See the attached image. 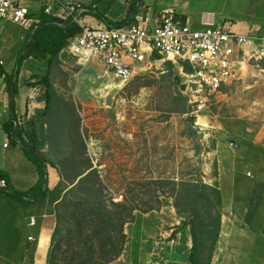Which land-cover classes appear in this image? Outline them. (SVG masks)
<instances>
[{
	"label": "rangeland",
	"instance_id": "rangeland-1",
	"mask_svg": "<svg viewBox=\"0 0 264 264\" xmlns=\"http://www.w3.org/2000/svg\"><path fill=\"white\" fill-rule=\"evenodd\" d=\"M5 23L2 22L0 29V58L5 70L10 71L17 55L13 50L17 51L20 46L15 48L13 37L1 33ZM44 70V62L27 60L24 63L19 77L21 86L25 85V90H28L27 94L32 89L25 83L29 80L28 76L31 72L42 74ZM159 71L153 66L124 83L95 60L79 66L75 58L63 53L53 66L51 80L57 96L56 103L60 115L65 116L67 128L62 129L59 120H49L42 129L37 128V135L44 142L42 149L50 165L57 169L60 188L64 192L79 182L89 165L90 169H94L93 180L97 186L91 195L86 183L77 184L76 189L68 192L66 203L60 209L62 229L49 247L52 253L49 264H76V259L73 260L75 247L81 245L82 238H78L74 224L77 219H82L83 226L91 228L90 213L85 212V201L89 198L110 210L123 212L120 214L123 217H127L126 210L132 209V222L124 225L125 239L120 255L106 262L102 254L98 261L101 264H135L137 253H134L132 244L136 241L128 238L135 216L144 215L151 220L150 225L152 223L161 231L174 228L178 216L171 205L172 186L169 182L199 178L206 161L203 155L215 151L216 142L220 139V134H205L211 129L209 124L220 117H241L248 131H237V139L241 135L249 139L259 138V142L264 143V78L252 75L249 69L227 88L225 97L212 100L197 114L204 116L208 123L201 126L196 123L197 116L192 107L190 109L188 99L181 97V94L185 95L181 92V78L176 71L173 75ZM1 84L0 80V88ZM36 88L34 112L42 108L44 101L42 90ZM4 93L8 96L6 86ZM28 101L27 97L26 106ZM183 107L185 113L179 111ZM4 109H8V104L1 101L0 122ZM189 116L203 131L201 138L187 122ZM183 136L190 140L188 146L183 144ZM2 137L0 129V148L2 143L8 142H3ZM234 141L232 134L223 139L225 146ZM246 151L241 147L238 158L242 162L238 160V165L244 173L251 174L247 179L256 183L247 206L249 216L256 219L263 214L264 208V155L260 151L255 160L248 158ZM247 179L239 178L237 185ZM239 195L237 190V198ZM78 200L85 204L79 208L82 215L75 213L78 211L75 204ZM117 204L123 206L116 207ZM250 223L256 224V220ZM263 240L258 237L254 244L260 256L264 252ZM204 241L208 245L209 237L204 236Z\"/></svg>",
	"mask_w": 264,
	"mask_h": 264
},
{
	"label": "crops",
	"instance_id": "crops-1",
	"mask_svg": "<svg viewBox=\"0 0 264 264\" xmlns=\"http://www.w3.org/2000/svg\"><path fill=\"white\" fill-rule=\"evenodd\" d=\"M78 1L85 8L80 14L82 23L93 28H103L108 25L86 9L96 8L104 13L110 22L117 23L125 18L131 5L136 2V11L128 23L134 21L136 15L141 14L151 24L158 11L172 8L175 21L180 24L187 22L193 30L223 26L239 35L254 34L264 37V0ZM54 2L55 0H28L24 4L35 11L45 3ZM5 22L1 33L6 34L7 37H13L15 48L21 46L26 30L10 21ZM18 50H13V53L15 52L16 55ZM60 56L59 53L58 59ZM27 60L34 59L28 58L24 63ZM169 62L162 57L160 59L152 57L148 68L154 66L160 70L159 73H165L167 71L166 64ZM138 68L139 66L135 68L136 72ZM21 73L20 70L19 76ZM0 80L2 81L0 103L5 101L8 104V96L4 93L5 83L2 77ZM27 92L25 85L21 86L20 77H18V93L15 96L17 116L22 115L26 109V100L29 95ZM7 119L8 109H4L1 112L0 129L3 133V142L8 141V144L4 146L6 143L4 142L0 148V169L6 171L8 189L24 191L37 182L39 175L21 146L9 141L7 133L1 127ZM196 123L201 126L208 125L206 118L201 115L197 116ZM209 125L211 129L205 135L220 134V139L216 142L215 151L203 155V159L206 161L202 165L199 178L210 186L214 184L217 186L222 202L219 237L212 252L210 264H264V252H261L262 256L258 255L254 246L258 237L264 239V208L263 214L258 215L256 219L249 216L247 206L256 183L247 179L251 177V174L247 171L244 173L243 168L238 165L241 147L247 150L245 154L248 158L255 159L260 151L261 155H264V143L259 142L261 141L259 138L249 139L241 135L237 139V131L243 133L248 131L239 116H223ZM231 134L236 145L234 143L231 145L229 142V145L225 146L223 139L228 138ZM181 140L185 146L190 143V140L184 136ZM41 151L44 152V149ZM46 171L47 191L44 196L38 199L19 200L11 197L7 191L0 190V264H47V252L56 222L55 206L64 190L60 193L55 188L56 184L60 182L57 169L48 164ZM241 177L247 181L237 185V181ZM237 190L238 195L240 194L238 198ZM237 206H239L238 209ZM31 220H34L33 224H31ZM254 220H256V224L251 225L250 222ZM150 222L151 220L144 218L143 215L135 216L132 223L133 228L128 238L136 241L135 245L132 244L134 253H137V260L134 263L191 264L188 261L191 247L188 227H184L177 231L174 237H170L172 230L180 223V218H175L174 228L168 231L158 230L152 223L150 225ZM158 258L160 260H157Z\"/></svg>",
	"mask_w": 264,
	"mask_h": 264
},
{
	"label": "trees",
	"instance_id": "trees-1",
	"mask_svg": "<svg viewBox=\"0 0 264 264\" xmlns=\"http://www.w3.org/2000/svg\"><path fill=\"white\" fill-rule=\"evenodd\" d=\"M135 5L136 2L131 5L125 18L117 23L110 22L105 14L96 8L86 10L104 21L109 27H112L128 23L132 14L136 11ZM38 17V25L33 29L26 30L24 40L17 52L11 70H5L2 66L3 64H0V77H2L8 93V119L2 123L1 127L7 133L9 141L11 140L13 143L21 146L26 157L33 163L39 175L37 182L30 188L24 191L12 190L8 189L6 171L0 169V177L5 178L7 181V187L2 190L7 191L11 197L19 200L25 198L27 200H35L44 196L47 191L46 167L48 164L50 165V162L44 152L41 151L44 142L39 139L37 128L42 129L49 120H59L60 127L62 129L67 128L65 116L60 115V110L57 107V96L51 80V72L53 66L58 63L59 53L68 39L80 31V27L71 19L62 20L53 15L45 14L43 10H40ZM26 43V49L21 55ZM152 57L155 59L161 58L157 53H153ZM28 58L44 62V72L42 74L31 72L28 76L29 80L25 81L28 86L38 87L42 90L44 101L42 108L35 110L34 114L25 121L24 126H18L16 125L15 96L18 93L20 70L24 61ZM166 68V73L168 72L173 75L175 68L170 62L166 64ZM12 81L15 82L12 96L13 111H11L10 104V87ZM181 97L187 100L186 96L182 94ZM179 111L186 112L184 107ZM54 114L56 117L52 118ZM234 144H236L235 141ZM90 167V165L86 167L88 171L80 178L77 184L81 185L82 183H86V189L91 195L96 190L97 182L93 180L95 172ZM83 173L84 171L80 172L78 176ZM169 183L172 186L171 196L173 201L171 205L180 218V223L172 230L170 237H174L177 231L188 227L191 236L188 261L191 264H210L211 255L219 237L221 224L222 202L219 189L215 184L210 186L200 178L173 180ZM60 184L61 182L57 183L55 188L61 193L63 189H59ZM77 184L60 194V199L55 206L56 222L51 236V242L54 241L62 229L63 217L60 209L66 203L68 192L76 189L78 187ZM75 204H77L78 208V211L75 213L78 215L83 214V212H79L80 205L86 204L85 212L90 213L89 222L91 224V228L83 226L84 222L82 219H77L74 224L78 238H82L81 245L75 247L73 260L76 259V264H101L98 260L102 258V254L105 255L106 262L117 258L124 244V225L132 222L133 219L130 216L132 209L129 208L126 210L127 217H123L120 215L123 212L110 210L105 205L97 204L90 198L87 202L85 201V204L80 200ZM115 206L120 207L123 205L117 204ZM205 214L208 216L205 217ZM204 236L209 237L210 241L208 245L204 241ZM51 257L52 253L49 248L46 257L47 264H49Z\"/></svg>",
	"mask_w": 264,
	"mask_h": 264
},
{
	"label": "built area",
	"instance_id": "built-area-1",
	"mask_svg": "<svg viewBox=\"0 0 264 264\" xmlns=\"http://www.w3.org/2000/svg\"><path fill=\"white\" fill-rule=\"evenodd\" d=\"M26 1L0 0V29L3 21L33 29L39 23L40 10L62 20L71 19L80 31L68 39L60 54L72 56L79 66L95 60L124 83L146 70L153 53H157L174 66L181 78V92L196 116L212 100L225 97L227 88L249 69L252 75L264 78V37L239 35L223 26L193 30L187 22L175 21L172 8L158 11L151 24L138 14L134 21L121 26L93 28L82 23L80 14L85 8L78 0H55L35 11L24 4ZM37 92L32 87L16 125L22 126L34 114ZM6 187V179L0 177V189Z\"/></svg>",
	"mask_w": 264,
	"mask_h": 264
},
{
	"label": "water",
	"instance_id": "water-1",
	"mask_svg": "<svg viewBox=\"0 0 264 264\" xmlns=\"http://www.w3.org/2000/svg\"><path fill=\"white\" fill-rule=\"evenodd\" d=\"M27 43H28V42H27ZM27 43H26V45H25L23 51L21 52V55H22L23 52L25 51L26 46H27ZM14 85H15V82L12 81V83H11V87H10V99H11V100H10V104H11V111H13V101H12V96H13ZM187 122L189 123V125H191L192 127H194V129L196 130V135H197V137H198V138H201V136H202V134H203V131H202L199 127H197V126L192 122V117H191V116H189V117L187 118ZM232 143H233V142H231V144H232Z\"/></svg>",
	"mask_w": 264,
	"mask_h": 264
}]
</instances>
